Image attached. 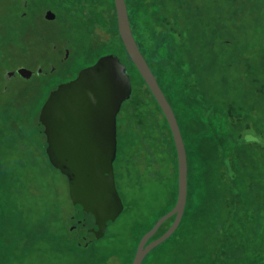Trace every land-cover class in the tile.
<instances>
[{
  "label": "rangeland",
  "instance_id": "1",
  "mask_svg": "<svg viewBox=\"0 0 264 264\" xmlns=\"http://www.w3.org/2000/svg\"><path fill=\"white\" fill-rule=\"evenodd\" d=\"M188 1L194 22L207 25L202 29L209 33L217 54L225 56L219 70L229 76L228 89L248 95L249 105L263 117L264 0ZM26 4L31 9L23 8ZM55 4L56 0H0V251L6 252L9 236L14 238L20 232L42 240L37 246L41 252L32 253L27 264L101 262L111 248H120L123 256L130 257L140 232L173 202L169 191L175 165L169 131L146 87L136 85L131 76L135 91L118 115L119 148L114 165L116 187L130 213L113 224L107 240L76 247L67 233L69 218L75 213L67 179L49 164L37 145L43 142L39 114L57 85L71 81L103 56L123 58V49L108 29L93 31L81 18L64 15ZM46 8L55 15L54 20L45 19ZM24 16L25 22L20 20ZM20 69L31 77L21 76ZM244 134L246 139L258 140L263 164L264 137L251 128ZM212 161L211 167H215ZM218 180L215 168L201 184L218 185ZM206 202L204 198L203 206ZM131 218L135 220L128 221ZM200 240L203 250L209 235ZM109 264L121 263L111 258Z\"/></svg>",
  "mask_w": 264,
  "mask_h": 264
},
{
  "label": "trees",
  "instance_id": "2",
  "mask_svg": "<svg viewBox=\"0 0 264 264\" xmlns=\"http://www.w3.org/2000/svg\"><path fill=\"white\" fill-rule=\"evenodd\" d=\"M125 1L133 36L175 114L188 161L187 203L181 223L167 241L146 256L142 264H264V163L258 140L244 138V132L250 128L264 137V116L249 105L248 95L233 94L228 89L229 76L219 70L225 56L217 54L209 33L202 29L207 25L194 22L191 1ZM56 2V9H61L64 15L81 18L93 31L108 29L110 36L119 39L123 49L121 62L128 67L136 85L146 87L155 111L162 115L169 131L175 165L174 185L169 191L172 205L140 232L130 257L123 256L120 248H111L101 262L94 258L95 261L89 263L109 264L111 258H118L121 264H131L144 234L175 206L178 168L174 142L161 109L123 46L113 0ZM37 145L48 161L43 146ZM210 161L215 167H211ZM215 168L219 175L218 185H202L205 175L210 179ZM204 198L210 203L208 206V202L203 206ZM1 213L0 208V237L3 227ZM129 213L130 208H127L117 220L126 219ZM117 220L109 225L103 239L110 238L109 230ZM131 220L135 219H128ZM173 221L174 217L166 221L151 240L165 233ZM67 233L73 239L76 236ZM204 234L209 235V242L202 250L200 238ZM9 237L6 252L2 254L0 251V264H27L32 253L41 252L37 248L41 237L20 232L14 238Z\"/></svg>",
  "mask_w": 264,
  "mask_h": 264
},
{
  "label": "water",
  "instance_id": "3",
  "mask_svg": "<svg viewBox=\"0 0 264 264\" xmlns=\"http://www.w3.org/2000/svg\"><path fill=\"white\" fill-rule=\"evenodd\" d=\"M117 29L123 46L139 75L151 92L168 124L177 158L178 193L175 206L162 216L141 238L131 264H142L146 256L167 241L178 229L184 215L188 194L187 152L175 114L148 66L133 36L125 0H113ZM46 20H54L51 11ZM21 76L29 74L20 69ZM133 92L128 67L117 55L101 57L81 70L78 76L57 86L44 103L38 119L42 146L49 163L67 179L68 195L77 220L89 216L90 232L95 239L104 236L107 228L122 213L124 204L115 183L114 162L117 156V117ZM254 139V138H248ZM168 230L149 242L169 219ZM68 229L74 235L76 218ZM85 236V234H82ZM82 236V237H84ZM92 239L90 236L88 238ZM83 239V238H82ZM78 244L86 246V241Z\"/></svg>",
  "mask_w": 264,
  "mask_h": 264
},
{
  "label": "flooded vegetation",
  "instance_id": "4",
  "mask_svg": "<svg viewBox=\"0 0 264 264\" xmlns=\"http://www.w3.org/2000/svg\"><path fill=\"white\" fill-rule=\"evenodd\" d=\"M28 6H31L30 4H26L23 8H27ZM46 12H47V10H46ZM46 14V13H45ZM22 15H25V13H23ZM26 16V15H25ZM25 16L23 17V21L25 22ZM45 17V16H44ZM21 20H22V18H21ZM86 68V67H85ZM83 70V69H82ZM54 72V70L52 71V73ZM79 74V73H78ZM78 74H77V76H78ZM13 74H9V76L11 77ZM77 76H75L73 79H71V81L72 80H74ZM23 77H25V78H30L31 77V74L29 73V74H27V75H25V76H23ZM131 82H132V79H131ZM67 83V82H66ZM58 86V85H57ZM132 87H133V85H132ZM132 95H133V92H132ZM132 97V96H131ZM131 99V98H130ZM123 107V106H122ZM117 120H118V117H117ZM118 148H119V140H118V125H117V153H118ZM116 160H117V156H116ZM116 160H115V162H116ZM115 162H114V165H115ZM117 188V187H116ZM121 197V196H120ZM122 199V198H121ZM122 202H123V199H122ZM123 204H124V202H123ZM126 207H125V204H124V209H123V211H122V213L120 214V216L126 211V209H125ZM77 215L75 214V213H73V215L69 218V219H75L76 218V223L78 224L77 226H74L73 228H75L76 229V231H77V229L78 230H80V229H83V233L82 234H85V236L84 235H82V234H80L79 233V235H76L75 236V238H74V240H75V242L78 244V241H81V240H88V238L91 236L92 237V239L90 238L88 241H86V246H90V245H92V244H94L95 242H97V241H99V240H101V239H103L104 237H105V235H106V232H107V230H106V232H105V234H104V236H102V237H100L99 239H95V237H94V235L89 231L90 230V228L92 227V225H93V222H92V220H91V218L89 217V216H87L86 217V219H85V221H80V220H77V217H76ZM119 216V217H120ZM118 217V218H119ZM117 218V219H118ZM116 219V220H117ZM115 220V221H116ZM108 229V228H107ZM78 232V231H77ZM82 236H84V237H82ZM83 238V239H82ZM154 240V239H153ZM152 240H150L149 242H151ZM78 246H80L79 244H78Z\"/></svg>",
  "mask_w": 264,
  "mask_h": 264
}]
</instances>
